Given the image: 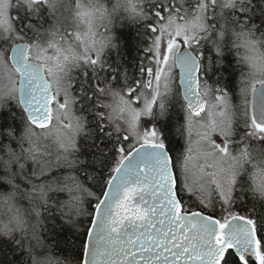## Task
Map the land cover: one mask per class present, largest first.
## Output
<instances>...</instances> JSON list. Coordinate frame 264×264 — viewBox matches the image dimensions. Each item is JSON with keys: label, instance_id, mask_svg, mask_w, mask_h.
Listing matches in <instances>:
<instances>
[{"label": "snow or ice", "instance_id": "1", "mask_svg": "<svg viewBox=\"0 0 264 264\" xmlns=\"http://www.w3.org/2000/svg\"><path fill=\"white\" fill-rule=\"evenodd\" d=\"M0 264H264V0H0Z\"/></svg>", "mask_w": 264, "mask_h": 264}]
</instances>
